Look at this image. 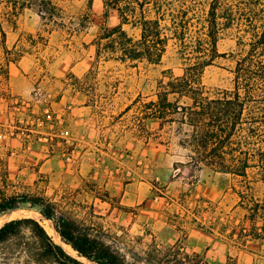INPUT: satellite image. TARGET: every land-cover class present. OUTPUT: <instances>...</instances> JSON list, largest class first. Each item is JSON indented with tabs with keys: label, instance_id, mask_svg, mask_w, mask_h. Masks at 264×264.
I'll list each match as a JSON object with an SVG mask.
<instances>
[{
	"label": "rangeland",
	"instance_id": "374dc122",
	"mask_svg": "<svg viewBox=\"0 0 264 264\" xmlns=\"http://www.w3.org/2000/svg\"><path fill=\"white\" fill-rule=\"evenodd\" d=\"M11 1L20 0H0L1 27L6 37L17 29L21 38L6 46L13 63L6 65L0 49V204L40 198L53 206L56 219L41 218L23 202L20 209L0 215V228L9 221L33 219L80 264L94 263L78 258L55 227L104 241L126 264H264V243H231L191 222L195 205L211 204L197 219L219 227L233 215L236 197L230 188L236 184L187 164L188 152L179 145L187 127L179 130L176 122L146 118L141 111L143 103L156 99L159 82L181 77L196 61L195 53L183 54L170 39L158 65L106 61L104 56L95 60L96 34L119 24L116 11L104 18L101 0H51L62 12L63 27L42 22L35 9L10 18ZM167 1L188 10L186 43L203 37L201 24L211 0ZM147 15L153 17L152 12ZM27 19L40 27L37 34L22 31ZM124 30L138 38L137 29ZM237 41L234 29L219 32L216 49L221 56L198 77L206 96L233 89L235 63L244 54ZM23 58L33 65L24 73L32 83L26 96L8 87V67H19ZM64 63L70 65L68 72L56 77L54 70ZM184 103L189 101L183 98ZM175 163L182 166L175 170ZM0 264L57 263L43 254L32 228L22 225L0 242Z\"/></svg>",
	"mask_w": 264,
	"mask_h": 264
},
{
	"label": "trees",
	"instance_id": "16d2710c",
	"mask_svg": "<svg viewBox=\"0 0 264 264\" xmlns=\"http://www.w3.org/2000/svg\"><path fill=\"white\" fill-rule=\"evenodd\" d=\"M11 2V11L7 13L10 18L25 9H35L42 22L64 26L62 12L51 0ZM101 2L105 9L104 18L108 17L110 10L116 11L119 24L112 28H100L92 41L95 60L104 56L106 61L158 65L170 39L181 47L183 54L195 53L196 61L184 69L181 77H170L166 84L159 82L156 99L141 105L142 114L162 122H176L179 130L187 127L185 139L179 142L188 152L185 155L187 164L193 170L205 167L213 173L229 177L236 184L230 188L236 197L230 208L233 215H227L219 227L216 222L206 226L197 219L199 213L209 209L211 204L195 205L191 222L199 229L210 234L217 233L231 243H264V0H211L201 24L203 37L198 36L190 45L186 43L188 10L183 7L177 9L167 0ZM151 12L153 17L147 15ZM167 16L170 17V24L164 29L161 21ZM124 26L137 29L138 38L130 36ZM230 29L237 33L236 45L242 48L244 54L235 63L233 89L210 98L205 95L198 77L204 67L221 56L216 49L217 36L219 32ZM165 30L170 36L165 34ZM0 49L6 65L16 60L10 59L12 52L6 47L1 13ZM183 98L189 104H180ZM179 164H174L175 170L182 166ZM23 202H28L45 220L55 221L53 206L40 198L3 201L0 215L20 209ZM22 225L32 228L43 254L57 264H80L56 245L33 219L5 223L0 228V242L15 234ZM55 231L60 241L69 246L78 258L94 264H126L118 252L98 238L65 226L55 227ZM176 264L187 263L178 261Z\"/></svg>",
	"mask_w": 264,
	"mask_h": 264
},
{
	"label": "crops",
	"instance_id": "0c3cea01",
	"mask_svg": "<svg viewBox=\"0 0 264 264\" xmlns=\"http://www.w3.org/2000/svg\"><path fill=\"white\" fill-rule=\"evenodd\" d=\"M23 25V24H22ZM24 27H22V31L27 32L29 34H37L40 31V27L37 25V23L32 22L31 20L27 19L24 22ZM17 29L13 32L7 33V37H6V46L9 47H13L19 40V38H21L19 36V33L16 32ZM15 32L17 34H15ZM19 32H21V30H19ZM26 59L23 58L18 66H9L8 67V87L10 88V91L14 94H16V92H18L20 95L22 96H26L29 95L31 92V87H32V83L30 82V78L24 76V73H28L33 69V65L31 60H27V63L25 64ZM23 64V65H21ZM25 64V65H24ZM70 65L69 64H65L63 68L57 70H54V72L56 73V77H63L69 69ZM75 70L77 72H79V66L74 67ZM29 70V71H28Z\"/></svg>",
	"mask_w": 264,
	"mask_h": 264
},
{
	"label": "bare ground",
	"instance_id": "6f19581e",
	"mask_svg": "<svg viewBox=\"0 0 264 264\" xmlns=\"http://www.w3.org/2000/svg\"><path fill=\"white\" fill-rule=\"evenodd\" d=\"M42 218V217H41ZM44 219V218H43ZM43 222V221H42ZM53 231V230H52ZM55 233V232H54ZM52 236V235H51ZM70 249V248H69Z\"/></svg>",
	"mask_w": 264,
	"mask_h": 264
}]
</instances>
